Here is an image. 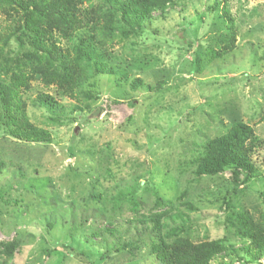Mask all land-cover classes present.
I'll list each match as a JSON object with an SVG mask.
<instances>
[{"label": "rangeland", "instance_id": "374dc122", "mask_svg": "<svg viewBox=\"0 0 264 264\" xmlns=\"http://www.w3.org/2000/svg\"><path fill=\"white\" fill-rule=\"evenodd\" d=\"M30 51L13 38L5 54ZM107 59L114 73L92 67L73 96L38 80L23 93L50 143L0 127V264H161L153 247L178 238L233 247L211 264H264L230 218L264 221V0H177ZM236 123L258 138L254 171L197 175Z\"/></svg>", "mask_w": 264, "mask_h": 264}, {"label": "trees", "instance_id": "16d2710c", "mask_svg": "<svg viewBox=\"0 0 264 264\" xmlns=\"http://www.w3.org/2000/svg\"><path fill=\"white\" fill-rule=\"evenodd\" d=\"M176 3L177 0H0V14L8 22L0 31V127L20 141L50 143V134L34 126L27 115L22 95L30 90L31 83L38 80L73 96L90 79L92 67L99 74L114 73L107 56L117 33L125 37L135 33L154 11H165ZM13 38L21 47L31 49L23 59L5 54ZM62 40L68 45L62 46ZM36 104L48 110L57 106L48 95H40ZM257 140L251 126L234 124L209 143L197 175L216 176L229 167L251 174L254 165L250 153ZM230 218L237 235L249 241L248 252L264 257V221H254L246 211L234 212ZM231 249L220 240L195 244L189 238H178L163 239L153 247V253L161 264H211L217 257H227Z\"/></svg>", "mask_w": 264, "mask_h": 264}, {"label": "water", "instance_id": "95a60500", "mask_svg": "<svg viewBox=\"0 0 264 264\" xmlns=\"http://www.w3.org/2000/svg\"><path fill=\"white\" fill-rule=\"evenodd\" d=\"M77 131H78V129H76V132L75 133H77Z\"/></svg>", "mask_w": 264, "mask_h": 264}]
</instances>
